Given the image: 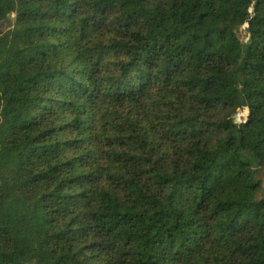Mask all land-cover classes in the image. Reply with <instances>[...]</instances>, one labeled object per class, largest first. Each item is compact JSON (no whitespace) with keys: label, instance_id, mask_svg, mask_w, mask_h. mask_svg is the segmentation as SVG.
Returning <instances> with one entry per match:
<instances>
[{"label":"trees","instance_id":"obj_1","mask_svg":"<svg viewBox=\"0 0 264 264\" xmlns=\"http://www.w3.org/2000/svg\"><path fill=\"white\" fill-rule=\"evenodd\" d=\"M2 23L0 264H264V0Z\"/></svg>","mask_w":264,"mask_h":264},{"label":"rangeland","instance_id":"obj_2","mask_svg":"<svg viewBox=\"0 0 264 264\" xmlns=\"http://www.w3.org/2000/svg\"><path fill=\"white\" fill-rule=\"evenodd\" d=\"M6 27H7V24H6V23H2V24L0 25V31H1V30H6ZM240 37H241V38L244 37L243 32H240ZM246 114H247V110H246L245 108L242 109L241 111H239V112L237 113V116H238V117H237V120H238V121H242V120H244Z\"/></svg>","mask_w":264,"mask_h":264},{"label":"water","instance_id":"obj_3","mask_svg":"<svg viewBox=\"0 0 264 264\" xmlns=\"http://www.w3.org/2000/svg\"><path fill=\"white\" fill-rule=\"evenodd\" d=\"M245 26H247V25H245ZM246 29H247V28H246ZM237 117H238V116H237V114H236V115H235V120H237Z\"/></svg>","mask_w":264,"mask_h":264}]
</instances>
